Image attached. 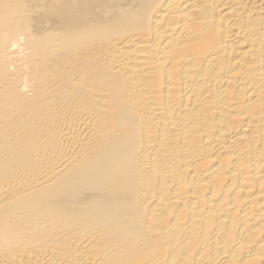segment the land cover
<instances>
[{
  "label": "bare ground",
  "instance_id": "obj_1",
  "mask_svg": "<svg viewBox=\"0 0 264 264\" xmlns=\"http://www.w3.org/2000/svg\"><path fill=\"white\" fill-rule=\"evenodd\" d=\"M0 264H264V0H0Z\"/></svg>",
  "mask_w": 264,
  "mask_h": 264
}]
</instances>
